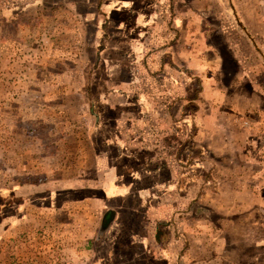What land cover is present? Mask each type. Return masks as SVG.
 Segmentation results:
<instances>
[{"label": "rangeland", "instance_id": "rangeland-1", "mask_svg": "<svg viewBox=\"0 0 264 264\" xmlns=\"http://www.w3.org/2000/svg\"><path fill=\"white\" fill-rule=\"evenodd\" d=\"M0 264H264V0H0Z\"/></svg>", "mask_w": 264, "mask_h": 264}, {"label": "trees", "instance_id": "trees-1", "mask_svg": "<svg viewBox=\"0 0 264 264\" xmlns=\"http://www.w3.org/2000/svg\"><path fill=\"white\" fill-rule=\"evenodd\" d=\"M117 218V214L113 210H106L102 213L99 226L96 233V240H102L103 237L109 232L111 225Z\"/></svg>", "mask_w": 264, "mask_h": 264}, {"label": "crops", "instance_id": "crops-1", "mask_svg": "<svg viewBox=\"0 0 264 264\" xmlns=\"http://www.w3.org/2000/svg\"><path fill=\"white\" fill-rule=\"evenodd\" d=\"M111 135H112V137H115V136H116V138H117V135L115 134V132H112ZM118 138H119V137H118ZM114 144H115L116 146L114 145V147H112V148L117 149V150H120V149H121V146H120V145H118V144H116V143H114ZM135 150H136V148H135ZM117 152H118V151H117ZM118 153H119V152H118ZM126 174H127V173H126ZM126 174H123L122 177H119V178L117 177L116 180L119 182V183H117L118 186H121V182H123L122 179H124V178H128V179H129V178H130L129 175H126ZM130 185H131V184H128L127 186H130ZM122 186H123V185H122ZM117 188H118V187H117ZM156 188H159V189H160V190H159L160 193L162 192V181H161V180H160V183H159V184H154V185L151 186L150 192L153 193V192L155 191L154 189H156ZM118 190H119V188H118ZM159 195H160V194H159ZM159 195H158V196H159ZM118 196H121V197H122V196H124V194H118ZM160 198H161V200H159V202H160V204H161V203H162V193H161V197H160ZM161 207H162V205H160V208H161ZM154 208H155V207H154ZM160 212H161V210H160ZM161 214H162V212H161ZM157 230H158V228H157Z\"/></svg>", "mask_w": 264, "mask_h": 264}]
</instances>
